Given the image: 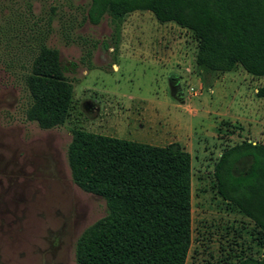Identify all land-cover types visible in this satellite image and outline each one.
<instances>
[{
  "label": "rangeland",
  "instance_id": "rangeland-1",
  "mask_svg": "<svg viewBox=\"0 0 264 264\" xmlns=\"http://www.w3.org/2000/svg\"><path fill=\"white\" fill-rule=\"evenodd\" d=\"M89 0H0V264H82L76 245L107 213L104 199L71 178V130L156 147L178 143L191 158L190 246L185 264L259 260L264 236L216 194L213 165L230 146H264L262 79L237 66L198 73L196 41L150 12L116 33L92 25ZM40 45L55 49L73 85L62 126L28 121L27 78ZM89 54V56H88Z\"/></svg>",
  "mask_w": 264,
  "mask_h": 264
},
{
  "label": "trees",
  "instance_id": "trees-1",
  "mask_svg": "<svg viewBox=\"0 0 264 264\" xmlns=\"http://www.w3.org/2000/svg\"><path fill=\"white\" fill-rule=\"evenodd\" d=\"M133 12H150L196 41L197 72L228 73L237 66L262 79L264 0H89L92 25L108 17L116 33ZM89 56V54H88ZM27 88L28 121L42 129L62 126L73 85L55 49L40 45ZM67 159L72 182L101 197L106 215L80 237L82 264H185L190 246L191 158L180 144L156 147L79 129L71 130ZM218 197L253 222L264 236V146L241 142L223 150L211 173ZM237 264H264L250 257Z\"/></svg>",
  "mask_w": 264,
  "mask_h": 264
},
{
  "label": "crops",
  "instance_id": "crops-1",
  "mask_svg": "<svg viewBox=\"0 0 264 264\" xmlns=\"http://www.w3.org/2000/svg\"><path fill=\"white\" fill-rule=\"evenodd\" d=\"M187 151V150H186Z\"/></svg>",
  "mask_w": 264,
  "mask_h": 264
}]
</instances>
